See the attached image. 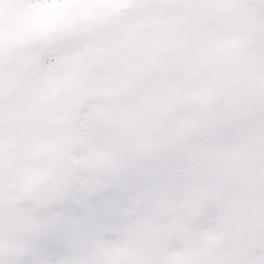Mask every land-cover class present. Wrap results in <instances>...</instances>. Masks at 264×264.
Here are the masks:
<instances>
[{
	"label": "snow or ice",
	"instance_id": "6c2138e0",
	"mask_svg": "<svg viewBox=\"0 0 264 264\" xmlns=\"http://www.w3.org/2000/svg\"><path fill=\"white\" fill-rule=\"evenodd\" d=\"M0 264H264V0H0Z\"/></svg>",
	"mask_w": 264,
	"mask_h": 264
}]
</instances>
